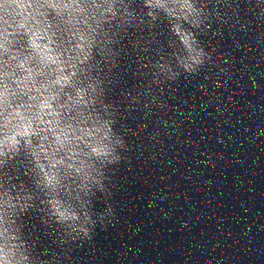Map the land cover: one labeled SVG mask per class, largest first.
Here are the masks:
<instances>
[{
	"label": "clouds",
	"instance_id": "obj_1",
	"mask_svg": "<svg viewBox=\"0 0 264 264\" xmlns=\"http://www.w3.org/2000/svg\"><path fill=\"white\" fill-rule=\"evenodd\" d=\"M225 34L264 57V0H0V264H64L108 229L130 137L180 128L175 86L242 84Z\"/></svg>",
	"mask_w": 264,
	"mask_h": 264
}]
</instances>
